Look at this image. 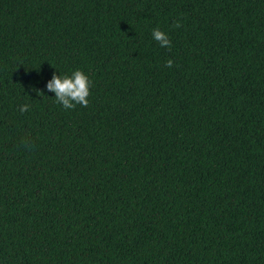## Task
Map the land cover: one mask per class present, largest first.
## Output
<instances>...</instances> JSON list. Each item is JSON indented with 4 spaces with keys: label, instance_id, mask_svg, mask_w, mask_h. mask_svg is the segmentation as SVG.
Segmentation results:
<instances>
[{
    "label": "trees",
    "instance_id": "16d2710c",
    "mask_svg": "<svg viewBox=\"0 0 264 264\" xmlns=\"http://www.w3.org/2000/svg\"><path fill=\"white\" fill-rule=\"evenodd\" d=\"M0 264H264V0H0Z\"/></svg>",
    "mask_w": 264,
    "mask_h": 264
},
{
    "label": "clouds",
    "instance_id": "9594fccd",
    "mask_svg": "<svg viewBox=\"0 0 264 264\" xmlns=\"http://www.w3.org/2000/svg\"><path fill=\"white\" fill-rule=\"evenodd\" d=\"M180 26L179 20L175 21V27L179 28ZM152 36L161 47L171 48V41L167 33L159 28H154ZM166 66L171 68L173 60L169 59L166 62ZM90 87L91 81L88 75L79 69L73 71L71 75L60 76L54 73L52 79L46 85L48 91L55 93L57 103L61 104L65 109H74L77 104L87 107ZM28 107L26 104L22 105L20 111H27Z\"/></svg>",
    "mask_w": 264,
    "mask_h": 264
}]
</instances>
